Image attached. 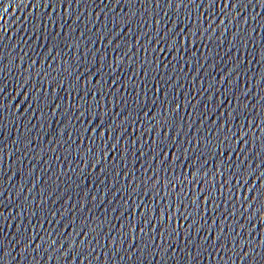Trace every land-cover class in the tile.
Listing matches in <instances>:
<instances>
[{
    "label": "water",
    "instance_id": "obj_1",
    "mask_svg": "<svg viewBox=\"0 0 264 264\" xmlns=\"http://www.w3.org/2000/svg\"><path fill=\"white\" fill-rule=\"evenodd\" d=\"M105 5L102 0H81L78 5L76 0H0V89H5L2 100L0 103L3 105V111L0 113V149L3 152L0 153V228L3 232H7L9 236L13 235L17 229L16 224H25L28 226L29 231L32 232V225L35 224L36 229L53 230L52 226L45 223L40 225L33 220L29 223L28 216H25L21 220V208L27 207L28 214H31V202L33 198L39 202L41 193L45 195L52 193L48 200L47 208H59L61 211L66 207L71 208L73 204L77 205L76 220L77 227L80 225L88 224L85 217L92 219V223L89 227H93L94 231L92 235H96L100 231V225L103 224V232L107 233L109 227L115 225L117 240L120 238L121 224L125 226L123 230L128 233L129 243H135L133 240V233L136 236L140 235V227H143L142 220H148L151 217V224H156L157 219L162 213H169L171 215V221L167 217L163 220V225L167 227L169 223L173 229H182L179 236V240L184 239V234L188 230V223H185L182 217L177 214V204L179 201L174 199L175 192L179 191L180 185L178 181L176 189L165 188L167 179H171V173L173 169L169 167L168 173L161 168L159 169V189L160 195H155L154 187L151 181L147 184L144 183L149 176L153 177V169L157 167L156 164H150L152 159L151 153L148 152V144H142L143 141L149 140L148 123L151 119H160L161 122L167 119L169 122H174L176 127L182 125L181 136L185 134L194 135L196 129H201L204 135H208V129L216 130V124L214 121H219L223 124L226 119L231 120V116L238 111L237 100L239 98L241 106H244V92H245V75L243 69L249 67L245 62L240 70L239 86L237 85V77L235 74L232 76L231 82H227L225 73H228L234 61L229 58V41H236L234 33L237 31L232 24H228V31L226 37L222 35L225 32V28L221 25L220 19L213 21L214 26L220 25V27L212 33L210 36H205L202 39L197 36L195 43L190 38L187 47L189 49L188 55L183 60H179L178 56H161L160 60L163 61L159 65L161 71L165 70V63L172 61V65L175 66L176 71L179 73V79L176 75L172 76L173 87L168 90V96L171 99L169 104L168 100L164 98V90L159 93L152 89L148 95L149 99L146 102L147 106L143 107V111H139L140 119L135 125L128 123L126 132H122L120 127H115V132L112 135V139L108 142L107 147L112 148L113 145H118L119 155L116 151L111 153L104 152L105 145L101 142L108 140L107 136H101L100 133H94L92 129L100 124L101 121H105V128L109 125H119L123 117H117V113L123 112L124 117L131 112L132 117H136V113L141 107L145 105V87L140 82L139 77H134L137 82L141 83L139 91V99L141 104L136 105L129 103L125 106V97L130 101H134L136 97V90L132 89V83L128 80L129 76H133V73L137 69V64L128 59H124L121 62V68L123 71H117L113 73V79L117 77L121 78V81L128 85L126 90L124 87L117 85L116 88L108 90L107 96V108L108 114L103 111L100 113V117L95 115L96 104L100 103L104 105V99H97L95 96H85L84 80L80 81V90L72 89V85L75 84V75L68 77L67 73L62 71L61 62L64 59L69 58V52H76V37H79L81 32H85L87 36H93L96 29H104L106 18L99 16V22L92 24L91 21H97V13ZM207 6L201 8L200 11L205 12ZM193 15L195 18L196 9L195 5L192 6ZM219 9H217L218 11ZM116 13L121 12V8H115ZM124 11H128L124 8ZM255 12H264L259 5L256 6ZM182 15L183 10H182ZM253 10L249 6V22L251 23V15ZM163 15V13H161ZM79 16V20L77 17ZM139 16V11L137 12ZM87 22V23H86ZM264 23V20H259L255 25L256 40L260 39V34H264V30L260 28V24ZM112 13H109L107 17V29L112 28ZM191 31H195L194 25H188ZM205 27H208L207 23ZM75 28L73 33L71 30ZM89 30V31H86ZM154 27L151 31H154ZM179 30V29H178ZM118 33H127L128 37L132 36L127 27H119L116 29ZM97 35L102 34L96 33ZM139 34V33H137ZM207 40L209 43L206 45L203 41ZM223 40L222 48H218L217 45ZM71 43L73 47L71 49L66 48V44ZM106 39L101 41L96 39L94 48H99L100 52H104L102 44H108ZM131 48L128 50V55L133 56V60L136 57L133 55L137 47L146 43L143 38L137 42L134 38L129 41ZM55 44L56 50L49 51L50 47ZM120 54L124 55L125 50L128 48L127 44L121 42ZM183 45V41H182ZM116 47V44H112L109 47V53L111 57V48ZM211 48V51H207V48ZM183 50V49H182ZM159 51V49H157ZM245 49L240 46V55L243 58ZM62 53V55H61ZM233 56L236 55V49H231ZM83 59L84 42H80V53ZM208 59L205 60L204 57ZM55 57V59H53ZM145 53L143 48L139 52V60H143ZM199 58V62H198ZM256 60H260V49L257 47L255 53ZM89 62L93 59L91 54H87ZM33 61L36 63L33 65ZM177 61H179L177 63ZM186 61H190L186 66ZM225 61L228 63L225 64ZM203 65V67H202ZM115 66V65H113ZM96 68L100 67L99 58L95 65ZM155 69V65H153ZM95 69H93L94 71ZM172 68H168V72H171ZM261 71L260 67L255 69L258 74ZM188 75H185V74ZM30 74V76H29ZM39 74V78L38 77ZM249 75L251 73H248ZM156 75L155 71L152 73ZM140 76H143V72H140ZM222 78L224 83H221ZM257 75V79H258ZM149 82L152 81V76H149ZM28 81L27 88L21 89L20 84H24ZM52 88L49 90V84ZM107 84H112V79L107 80ZM183 85L180 87L179 85ZM92 85H95V89L99 92L100 85L96 84V81H92ZM92 85H89L91 87ZM33 86L36 88H43V92H32ZM106 87V85H105ZM28 92H32L31 97L27 95ZM251 92L253 96L247 101L246 107L252 108L253 105L257 109H260L261 97L264 93H260L257 88L256 80L252 81ZM115 95L120 103L117 105L114 103L112 97ZM40 96L41 100L45 101L41 106L36 105V97ZM157 105L155 108L151 107L152 100L156 99ZM28 99L29 104H22L24 100ZM49 101H53L49 104ZM87 101V105L85 104ZM160 101H164L166 107L170 109H176L177 104L179 108L174 113L171 110L168 111L167 117L161 114ZM22 104V105H21ZM57 104L61 107L57 109ZM19 105H21L19 107ZM88 105H91L92 111H88ZM220 106L219 108L217 106ZM30 106L36 109L35 112L28 110ZM49 109L55 110V112ZM264 112V109H260ZM11 113V114H10ZM44 113V115H41ZM35 115L37 119L29 120V117ZM256 115V114H254ZM206 117V119H204ZM115 118V119H113ZM201 119H204V123L201 124ZM88 121H93L89 124ZM127 123V121H125ZM244 123V115H240L239 122H233V130L239 128V124ZM256 124H261L262 121L259 115H256ZM192 124L193 127L189 128ZM255 126V125H254ZM85 128L88 129L85 134ZM247 128V124H245ZM31 129L32 131H28ZM104 129H101L103 132ZM111 132L112 129L109 128ZM167 131V129H165ZM61 132L63 135L61 137ZM71 133L69 137L68 133ZM141 132L143 137L141 138ZM84 135L83 143L77 138V134ZM175 134V133H174ZM124 135L126 139L117 141L116 136ZM262 133L259 131L253 133L248 132V137L251 140L253 136H260ZM95 137L98 142L96 145H92L93 153L101 152L99 157H89L87 166L84 162L77 163L80 157L77 155V146H81L83 153L87 152L89 147V138ZM136 140L135 148L132 149L130 140ZM32 143L29 144L28 141ZM59 140V143L57 141ZM74 141V142H73ZM215 142V137H213ZM185 146H187V139L183 140ZM235 143V141H234ZM61 145H63L61 147ZM251 143L249 147H251ZM256 150L259 151V142L256 144ZM129 148V151L125 152L124 149ZM135 151V155H133ZM144 151L145 155L140 156V152ZM172 151H175L173 149ZM239 151V149H237ZM71 153V154H69ZM210 156V153H206ZM59 156V159H57ZM139 158V159H137ZM183 158V152L181 151V159ZM99 160V166L93 168L92 164L96 160ZM165 159V157H161ZM168 160L172 159V156L167 157ZM235 161V156L226 157ZM119 161L117 164L116 162ZM71 162V163H70ZM259 161H257L258 163ZM107 165V167H105ZM255 167V164L252 165ZM75 168L73 172L71 169ZM184 172H187V166H183ZM145 169L149 171L145 172ZM119 171V177L116 176V172ZM127 173V175H125ZM175 174L180 176L181 165L177 164ZM261 173L258 171L256 176L251 178H245L247 183L253 187L259 188V184H253V182L259 177ZM201 179L204 178V173L200 174ZM135 178V179H134ZM188 179H191V175H188ZM217 198H219L220 189L219 182L220 177L217 175ZM209 180L211 176L209 175ZM129 181L132 183L129 185ZM187 184V180L185 181ZM244 183V180H241ZM232 184H236L233 180ZM97 185L99 187V193L97 192ZM58 189V190H57ZM119 189V191H117ZM147 189V192L145 191ZM193 192L199 191V186L191 185ZM22 190V191H21ZM30 190H32L30 192ZM188 191V188H185ZM248 187L243 189H237V195L239 199L243 197L239 194L243 192L245 195L248 193ZM172 193V197H169L168 193ZM91 193L96 196V199H92V195H85ZM231 195V192H229ZM27 197V201H25ZM106 197V198H105ZM172 198L173 203L169 211V206L166 201ZM57 201L54 205L53 201ZM87 201L88 207L92 209L89 213L88 207L81 209L80 204ZM124 201H128L127 204ZM211 204V202H207ZM99 205V207H96ZM206 202L201 197L200 206L201 210L205 207ZM7 206V211L5 207ZM239 208V204L236 205ZM118 209L114 214L112 209ZM225 208L231 211V206L221 202L219 204V211L223 212ZM194 210V209H193ZM180 212H184L187 215V211L180 207ZM121 212L124 215L121 217ZM131 213V215L129 214ZM142 213L144 214L142 216ZM207 219V225L213 226L214 231L209 233L205 231V235H210L214 240L220 227L219 214H215L217 219H212L211 207L209 212L205 214ZM239 215V213H237ZM16 216V220L13 221L12 217ZM107 217H111L110 222ZM117 217H121L120 222H117ZM53 219L55 225L57 221H60V228L63 231L68 232L70 235H75V232L71 228H64L65 224H68L74 218L69 215L65 219L61 220L60 216H56ZM226 223V222H225ZM133 224H138V227L133 228ZM20 231H23L21 228ZM149 238L152 233L156 234L157 241L160 240V231L157 228H147ZM43 234V233H41ZM223 241V237H221ZM101 244L104 243L103 237L100 238ZM7 244V240L4 241ZM79 243V241H77ZM169 243L175 246L177 240L173 239ZM144 241H140V247H142ZM259 246V241H257ZM36 245H32L35 247ZM128 245H125L127 247ZM18 251V250H17ZM17 252L13 251L12 256H16ZM109 255L111 252L109 251ZM174 255L169 253V256ZM223 255V249L220 253L213 252L212 257ZM232 253H228L223 260L210 258L207 253L204 255V259L200 261V264H244L239 259H228ZM142 254L137 252L134 254L131 261H121L116 258L117 264H137L138 261L141 264H177L176 260L169 261L166 257L162 259L163 253L158 254L156 257L150 254L144 256L141 261ZM96 259L99 264H109L108 259L104 255L103 251L98 250ZM178 259V258H177ZM43 261L47 264H64L63 257L59 261L53 259L48 260L47 256L43 257ZM3 264H12L10 257L5 256ZM17 264H35V262L28 258V260H21L17 257ZM68 264H95L94 261L87 259L74 260L71 257L68 258Z\"/></svg>",
    "mask_w": 264,
    "mask_h": 264
},
{
    "label": "snow or ice",
    "instance_id": "obj_2",
    "mask_svg": "<svg viewBox=\"0 0 264 264\" xmlns=\"http://www.w3.org/2000/svg\"><path fill=\"white\" fill-rule=\"evenodd\" d=\"M77 4L81 3V0H76ZM71 4V0H69ZM105 7L100 9L97 13V21H91L92 24H97L99 22V16L103 15L105 20L104 29H96L93 36H87L85 32H81L79 37H76V52H69V58L64 59L61 62L62 71L67 73L68 77L75 75V84L72 85V89L77 91L80 90V81L84 80L85 96H95L97 99H104V105L100 103L96 104L95 115L97 118L100 117L101 111L108 114L109 110L107 108V96L108 90L114 89L119 85L128 89V85L121 81L120 77L113 79V73L123 71L121 68V62L124 59H128L133 63L137 64V69L133 73V76H129L128 80L132 83V89L136 90V99L130 102L126 97L124 99L125 106L129 103H134L140 105L139 91L142 82L145 87V105H141L136 113V117L133 118L131 112L127 117H124V113H117V117H123L119 125H109L105 128V121H101L97 124L92 131L94 133H100V135L107 136L108 140L101 141L104 145V152L111 153L116 151L119 155L118 145H113L112 148H108L107 144L112 139V135L115 132V127H120L122 132H126L128 123L135 125L140 119L139 111H143V107L147 106L146 102L150 98L148 93L155 89L157 93L164 90L165 100L171 103V99L168 96V90L173 87L172 76L176 75L179 79V73L176 71L175 66L172 65V61H167L165 63V70L161 71L159 65L163 63L160 60L161 56H178L179 60H183L185 56L188 55L189 49L187 43L191 38L193 43H195L196 37L199 36L201 39L205 36H210L212 33L217 31L220 25L213 24L216 19H221V25L224 26L225 32L222 33L226 37L228 31V24H232L236 28L234 36L236 41H229V58L234 61V64L230 68L228 73H225L227 82H231L233 74L237 77V85L239 86L240 70L245 62L249 65L248 68L243 69L246 73L245 79V92H244V106H241L240 100H237L238 111L236 114L231 116V120L226 119L223 124L219 121H214L216 124V130L213 131L211 128L208 129V135H204L201 129H196L194 135L185 134L181 136L182 125L176 127L174 122H169L164 119L161 122L160 119H151L150 121H145L148 123V133L149 140L143 141L142 144H148V152L151 153L152 159L150 164H156L157 167L153 169V180L152 176H149L147 180L144 181L147 184L149 181L152 182L154 187V194L160 195L159 189V169H163L165 173H168L169 167L173 169L171 173V179H167V184L165 188L176 189L177 184L175 181L179 182V191L175 192L174 199L179 201L177 204V214L182 217L185 223H188V230L184 234V239L179 240L182 229H173L171 224L165 227L163 225V220L167 217L171 221V215L169 213H162L157 219L156 224H151V217L148 220H142L143 227H140V235L136 236L133 233V240L135 243H129L128 233L123 230L125 226L121 224L120 238L117 240L115 225L109 227L108 232H103L104 225H100V231L96 235H92L94 231L93 227H89L92 223V219L85 217L84 219L88 221V224L80 225L77 227L76 220V204H73L71 208H67L68 202H65V210L61 211L59 208L48 209L47 204L52 193L45 195L44 192L41 193V198L39 202L33 198L31 202V214H28L27 207L21 208L20 218L24 219L28 216L29 223L33 220L40 225L45 223L52 226L51 231L46 229H36L35 224L32 225V232L25 224H16L17 231L9 236L7 232H3L0 228V264H3L5 256L10 257L12 264H17V257L21 260H28L29 257L35 262V264H47L43 261V257L47 256L49 261L53 259L59 261L63 257L64 264H68V258L71 257L74 260L87 259L89 261H94L95 264H99L96 259L98 255V250L103 251L104 255L109 261V264H117L116 258L119 260H129L131 261L134 254L140 252L142 254L141 261L144 256L151 255L156 257L158 254L163 253V258H167L169 261L176 260L177 264H200V261L204 259L205 253L208 254L210 258L223 260L226 258L227 254L230 252L232 255L227 257L228 259H239L244 262V264H264V112L260 109H264V96L261 97L260 109H257L255 105L248 109L246 107L247 101L253 96L251 92V84L253 80H256L257 88L260 93H264V34H260V39L256 40L255 36L256 28L255 25L259 20H264V12H255L256 6L259 5L261 9H264V0H102ZM195 5L196 14L195 18L193 15L192 6ZM207 6V16L205 12L200 11L201 8ZM249 6L253 10L251 15V23L249 22ZM115 8H121L120 13L114 11ZM127 8L128 11H124ZM217 9H219L217 11ZM183 10V15L181 14ZM139 11V16L137 12ZM112 13V28L107 29V17L109 13ZM163 13V15H161ZM79 20V16L77 17ZM87 23V22H86ZM207 23L208 27H205ZM188 25H194L195 31H191ZM119 27H127L129 32L132 33L131 37H128L127 33H118L116 29ZM154 27V31L151 29ZM260 28L264 30V23L260 24ZM179 29V30H178ZM75 33L76 29L71 30ZM86 31H89L86 29ZM102 34L97 35L96 33ZM139 33V34H137ZM134 38L139 42L142 38L146 43L137 47L133 55L136 57L133 60V56L128 55V50H130L131 45L129 43L130 39ZM96 39L101 41L108 40V44H102L104 52L101 53L99 48H94ZM84 42V53L83 59L80 53V42ZM183 41V45H182ZM121 42L128 45L125 50L124 55L120 54ZM206 45L209 43L207 40L203 41ZM224 41L221 40L220 44L217 45L218 48H222ZM112 44H116V47L111 48V57L109 53V47ZM66 48L71 49L73 45L67 43ZM240 46L245 49L243 58L240 55ZM143 48L145 57L143 60H139V52ZM257 47L260 49V60H256L255 53ZM159 49V51H157ZM183 49V50H182ZM231 49H236V55L233 56ZM56 45L53 44L49 51H55ZM207 51H211V48H207ZM87 54H91L93 59L91 62L87 59ZM62 55V53H61ZM97 58L100 61V67L96 68ZM55 59V57L53 58ZM205 60L208 59L207 56L204 57ZM179 61H177L178 63ZM199 62V58H198ZM33 65L36 61L32 62ZM190 61H186V66ZM228 62L225 61V64ZM115 65V66H113ZM155 65V69L153 68ZM171 67L172 71L168 72V68ZM203 67V65H202ZM257 67L261 68V71L257 74L255 69ZM93 69H95L93 71ZM155 71L156 75L153 76L152 73ZM140 72H143V76H140ZM248 73H251L250 75ZM185 75H188L187 73ZM258 75V79H257ZM30 76V74H29ZM149 76H152V81L149 82ZM134 77H139L140 82H137ZM39 78V74L38 77ZM112 79V84H107V80ZM95 80L97 85H100L99 92L96 91L95 85H92V81ZM222 78L221 83H224ZM28 81L26 80L24 84H20L21 89L27 88ZM89 85H92L89 87ZM106 85V87H105ZM183 87V85H179ZM52 85L49 84V90H51ZM6 90L0 89V100H2L3 94ZM43 88H36L33 86L32 92H43ZM32 92H28L27 95L31 97ZM115 104H119L120 100L113 95L112 97ZM156 99L152 100L151 107L155 108L157 105ZM45 101L41 100L40 96L36 97V105L39 107ZM53 101H49L51 104ZM87 101L85 104L87 105ZM22 104H29V100L26 99ZM21 104V105H22ZM19 105V107L21 106ZM161 114L167 117L168 111L176 112L179 108L177 104L176 109H170L166 107L164 101H160ZM61 107L57 104V109ZM220 107L219 105L217 106ZM30 111L35 112L36 109L30 108ZM50 111L55 112L53 109ZM88 111H92L91 105H88ZM3 111V105L0 103V113ZM11 114V113H10ZM260 116L262 121L261 124H256V115ZM44 115V113H41ZM240 115H244V123L239 124V128L233 130V122H239ZM2 118V116H0ZM35 120L37 117L35 115L29 117V120ZM115 119V118H113ZM206 119V117L204 118ZM204 119H201L200 123H204ZM127 121V123L125 122ZM92 124L93 121H88ZM247 124V128H245ZM255 125V126H254ZM193 125L190 124L189 128ZM109 128L112 131H109ZM101 129H104L101 132ZM167 129V131H165ZM28 131H32L28 129ZM85 134L88 129L85 128ZM253 133L259 131L262 133L260 136H253L251 140L248 137V132ZM175 133V134H174ZM61 137L63 132H61ZM71 137V133H68ZM143 137V132H141V138ZM215 137V142L213 141ZM77 138L83 143L84 135L77 134ZM117 141L126 139L124 135L116 136ZM187 139V146L184 145L183 140ZM89 147L86 153H83L81 146H77V155L80 159L77 163L84 162L87 166L89 157H99L101 152L93 153L92 145H96L98 142L95 137L89 138ZM235 141V143H234ZM74 142V141H73ZM259 142V151L256 150V144ZM29 144L32 143L31 140L28 141ZM59 143V140L57 141ZM251 143V147H249ZM132 149L135 148L136 140L133 138L130 140ZM63 145H61L62 147ZM175 149V151H172ZM239 149V151H237ZM125 152L129 151V148L124 149ZM181 151L183 152V158L181 159ZM3 149H0V153ZM210 153V156L206 155ZM71 154V153H69ZM135 155V151H133ZM145 152L141 151L140 156H144ZM172 156L171 160L167 157ZM235 156L237 159L235 161L231 159H226V157ZM165 157V159H161ZM59 159V156H57ZM139 159V158H137ZM257 161H259L257 163ZM71 163V162H70ZM117 164L119 161L116 162ZM181 165V174L177 176L175 174L176 165ZM255 164V167L252 165ZM187 166V172H184L183 166ZM99 166V160L97 159L92 167L95 168ZM107 167V165H105ZM71 171L75 172L76 169L73 168ZM149 169H145V172ZM261 175L253 182V184H259L260 187H253L247 183L245 178H251L256 176L257 172ZM201 172L204 173L203 180L201 179ZM191 175V179H188V175ZM120 172H116V176L119 177ZM127 175V173H125ZM209 175L211 180H209ZM217 175L220 177L219 189L220 194L217 198ZM135 179V178H134ZM187 180V184L185 181ZM235 180L236 184H232ZM244 180V183H241ZM129 185L132 183L128 182ZM199 186V191L193 192L191 185ZM97 187V192L99 193V187ZM248 187L249 191L245 195L241 192L239 195L242 199L238 198L237 189H243ZM188 188V191H185ZM58 190V189H57ZM22 191V190H21ZM32 190H30L31 192ZM119 191V189L117 190ZM147 192V189H145ZM231 192V195H229ZM87 195H92L91 193H86ZM169 197H172V193H168ZM203 198L206 202L205 207L201 210L200 198ZM106 198V197H105ZM92 199L95 200L96 196L92 195ZM27 201V197H25ZM173 199L169 198L166 203L169 206V211L173 203ZM207 202H211L208 204ZM223 202L231 206V211L225 208L223 212L219 211V204ZM57 201H53L55 205ZM125 204L128 201H124ZM239 204V208L236 205ZM88 207L87 201L85 200L80 204V208ZM96 207H99L97 205ZM180 207H183L187 211V215L184 212H180ZM211 207L212 219L215 221L219 214L220 227L217 232L216 238L213 240L210 235H205L207 230L209 233L214 231V227L207 225L208 217L205 215L209 212ZM194 209V210H193ZM7 211V206L4 209ZM118 209H112L113 214ZM89 213L92 209L88 207ZM239 213V215H237ZM131 215V213H129ZM73 216V220L68 224L64 225V228H71L75 235H70L68 232L61 230L60 221L53 224V219L56 216H60L61 220L65 219L67 216ZM124 215L121 212V217ZM144 214L142 213V216ZM121 217H117V222H120ZM110 222L111 217H107ZM12 220H16V216L12 217ZM226 222V223H225ZM138 224H133L132 227H138ZM148 227L157 228L160 231V240L157 241L156 234L152 233L149 238V233L147 231ZM23 231H20V229ZM43 233V234H41ZM103 237L104 243L101 244L100 238ZM223 237V241H221ZM176 239L177 244L169 243V241ZM7 240V244L4 241ZM143 240L144 244L140 247V241ZM79 241V243H77ZM259 241V246L257 245ZM32 245H36L32 247ZM125 245H128L125 247ZM223 249V255H218L217 257H212V253H220ZM18 250V251H17ZM16 251L17 255L12 256V252ZM109 251L111 255H109ZM169 253L174 255L169 256ZM178 258V259H177ZM137 264H141L140 261Z\"/></svg>",
    "mask_w": 264,
    "mask_h": 264
}]
</instances>
